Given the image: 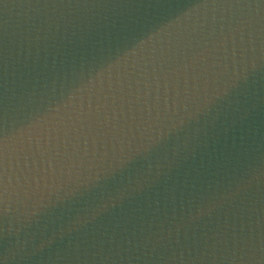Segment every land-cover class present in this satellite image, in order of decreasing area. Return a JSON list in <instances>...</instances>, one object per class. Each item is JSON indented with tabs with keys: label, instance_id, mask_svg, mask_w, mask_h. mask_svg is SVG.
Masks as SVG:
<instances>
[{
	"label": "water",
	"instance_id": "obj_1",
	"mask_svg": "<svg viewBox=\"0 0 264 264\" xmlns=\"http://www.w3.org/2000/svg\"><path fill=\"white\" fill-rule=\"evenodd\" d=\"M188 12L180 41L120 69L76 109L20 133L82 71L163 24L183 26ZM245 73L199 132L194 156L174 172L175 213L161 190L40 247L51 230L29 226L26 214L50 189L85 178ZM253 172L264 173V0H0V264H264V175L211 216L186 221L189 201ZM150 222L165 239L145 245ZM118 223L128 231L116 228L110 243Z\"/></svg>",
	"mask_w": 264,
	"mask_h": 264
},
{
	"label": "clouds",
	"instance_id": "obj_2",
	"mask_svg": "<svg viewBox=\"0 0 264 264\" xmlns=\"http://www.w3.org/2000/svg\"><path fill=\"white\" fill-rule=\"evenodd\" d=\"M192 15L193 12L183 15L187 23L181 27L171 23L163 24L143 37L135 39L130 47L118 49L106 62L89 66L86 73L83 71L80 73L78 81L68 86L66 92L61 93L59 100L51 101L47 111L43 115H37L27 128H21L20 133L40 128L54 121L62 113L76 109L86 94L90 95L105 81L110 83L113 75L119 74L120 69L130 65L136 66L145 59L146 53H155L158 47L162 51L165 45L171 44L174 40L180 41ZM251 68L253 71L257 70L255 61L252 62ZM246 73L243 77L236 76L231 84L225 86L215 96H205L201 103L193 107L184 105L165 122L143 135L134 147L130 146L127 150L121 148L105 166L89 172L85 178L78 179L70 186L50 189L52 195L47 200L42 197L33 205V210L26 214L29 226L34 225L44 231L51 230V238L41 243L40 247L51 244L57 237L63 239L65 236L71 237L74 233L86 232L89 226H94L106 217L112 216L117 209H124L133 202L148 199L152 195L160 196L161 190H163L165 208L171 203L172 211L175 213L177 196L174 188L171 190L168 188L174 172L189 159L190 155L194 156V145L199 132L210 120L217 117L214 114L216 105L227 101L233 90L241 86L242 80L247 81ZM261 175L264 173L253 172L247 179L239 178L234 187L230 186L222 193H212L197 203L189 201L187 223L196 224L205 216H211L225 203H230L239 197L254 180L259 181ZM9 185L10 179H6V197L9 196ZM156 203L159 205L160 200H156ZM180 206L181 209L185 207L182 199ZM68 212L72 214L66 216L65 213ZM53 218L59 222L53 221ZM184 219L182 215L181 220ZM180 227L181 225H176L177 235ZM116 228H121L124 232L128 231L118 223L113 228L110 243L116 242ZM151 229L150 222L148 234L144 237L145 245L154 240L159 243L165 239L162 228L160 232H152ZM139 230L142 234L145 232L143 223L140 224ZM135 234L133 231L132 235ZM171 235L170 227L167 236Z\"/></svg>",
	"mask_w": 264,
	"mask_h": 264
}]
</instances>
